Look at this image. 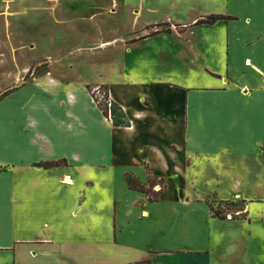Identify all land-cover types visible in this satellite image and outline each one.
<instances>
[{"label": "crops", "instance_id": "obj_1", "mask_svg": "<svg viewBox=\"0 0 264 264\" xmlns=\"http://www.w3.org/2000/svg\"><path fill=\"white\" fill-rule=\"evenodd\" d=\"M131 8L127 63L150 61L141 74L62 83L55 70L45 89L23 85L0 101L3 264H258L264 0ZM210 16L224 18L197 24ZM87 85L108 88L125 124L104 117ZM125 174L163 185L158 200L129 189ZM226 203L243 210L211 213Z\"/></svg>", "mask_w": 264, "mask_h": 264}, {"label": "rangeland", "instance_id": "obj_2", "mask_svg": "<svg viewBox=\"0 0 264 264\" xmlns=\"http://www.w3.org/2000/svg\"><path fill=\"white\" fill-rule=\"evenodd\" d=\"M133 1L0 0V101L23 85L36 84L45 89L52 84L50 80H55V70L56 76L59 72L73 80L93 83L100 78H117V71L122 76L141 74L150 61L143 64V69L127 63ZM161 16L163 13L155 12L145 17L150 20ZM60 80L67 82L63 76ZM99 86L106 87H85L91 94ZM115 121L125 124L121 112L116 113ZM150 182L157 183L153 178ZM160 187L162 190L163 185ZM242 210L241 203H226L211 206L210 211L217 217H234ZM256 249L258 264H264V247ZM7 257L10 255H0V264ZM246 257L250 259L249 254ZM65 264L76 261L70 259Z\"/></svg>", "mask_w": 264, "mask_h": 264}, {"label": "trees", "instance_id": "obj_3", "mask_svg": "<svg viewBox=\"0 0 264 264\" xmlns=\"http://www.w3.org/2000/svg\"><path fill=\"white\" fill-rule=\"evenodd\" d=\"M223 18L224 17H222V16H210L206 19L197 21V24H200V23L212 24V23L216 22L217 20L223 19ZM100 88L102 89V91H105L107 93L106 87L102 88V86H100ZM91 96L93 97L92 94H91ZM97 107L100 109V111L102 112L104 117L107 118V107H106V105L103 103L102 104L98 103ZM120 111L122 112L121 108L117 104L113 103V106L111 108V112H112L111 123H113V125H115V126H120L123 124V123H120L118 121H115L116 113L120 112ZM55 165H58V163H55ZM124 180H125L127 186L129 187V189H133V190L145 193L151 202L158 200L156 193L154 191H152V184L151 183L149 184V187H144L141 184H139L138 181L130 174H125ZM220 218H225V217L221 216ZM134 264H150V262L148 260H144V261H140V262H137Z\"/></svg>", "mask_w": 264, "mask_h": 264}, {"label": "built area", "instance_id": "obj_4", "mask_svg": "<svg viewBox=\"0 0 264 264\" xmlns=\"http://www.w3.org/2000/svg\"><path fill=\"white\" fill-rule=\"evenodd\" d=\"M91 94L93 95L92 99L94 101V103L97 105L99 104H105L107 107V119L111 121L112 118V112H111V108L113 106L114 101L111 99L109 92L107 91V93L105 91H102V89L99 87H95ZM263 218H264V214H263Z\"/></svg>", "mask_w": 264, "mask_h": 264}]
</instances>
